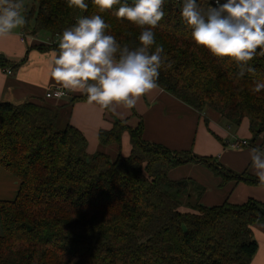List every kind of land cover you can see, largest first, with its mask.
<instances>
[{
	"label": "trees",
	"instance_id": "16d2710c",
	"mask_svg": "<svg viewBox=\"0 0 264 264\" xmlns=\"http://www.w3.org/2000/svg\"><path fill=\"white\" fill-rule=\"evenodd\" d=\"M24 2V35L56 41L38 46L40 51H58L59 35L78 18L95 14L110 25L108 34L118 43L139 46L141 29L114 15L120 5L100 13L93 0H85L86 11L69 8L66 0ZM182 4L165 0V16L153 29L164 49L160 88L199 113L221 115L229 125L247 120L249 147H257L259 138L262 147L264 90L252 89L264 82V56L258 50L250 62L254 72L241 77L235 62L194 44L192 30L181 19ZM197 4L207 9L204 0ZM10 66L21 64L13 66L0 56V68ZM85 101L80 94L62 106L0 102V169L19 183L14 200L0 201V264H251L258 251L253 228L264 227V203L250 199L243 205L225 201L206 207L199 203L204 189L189 179L172 180L170 173L197 164L210 169L222 186L264 187L256 176L235 174L192 151L149 143L142 124L131 128L121 120L98 135L102 147L115 146L118 154H90L86 137L70 123L71 107ZM125 133L128 156L120 152Z\"/></svg>",
	"mask_w": 264,
	"mask_h": 264
},
{
	"label": "clouds",
	"instance_id": "9594fccd",
	"mask_svg": "<svg viewBox=\"0 0 264 264\" xmlns=\"http://www.w3.org/2000/svg\"><path fill=\"white\" fill-rule=\"evenodd\" d=\"M99 12L112 10L118 20L126 19L141 29L139 46L121 45L108 34L110 25L101 15L80 17L58 39V51L50 64V77L59 86L57 99L67 93H80L90 104L116 113L131 110L145 97L160 89L158 78L164 64L163 46L156 44L153 29L164 18L165 0H93ZM69 8L86 11L85 0H66ZM204 10L197 0H183L181 19L192 30L197 47L217 58H229L238 66L239 75L254 72L250 66L258 54L264 56V0H215ZM24 0H0V38L14 34L27 24ZM155 45V50L150 51ZM171 66L170 64L168 65ZM264 90L257 82L254 93ZM53 93L49 92V98ZM254 174L264 185V149L251 148Z\"/></svg>",
	"mask_w": 264,
	"mask_h": 264
},
{
	"label": "crops",
	"instance_id": "0c3cea01",
	"mask_svg": "<svg viewBox=\"0 0 264 264\" xmlns=\"http://www.w3.org/2000/svg\"><path fill=\"white\" fill-rule=\"evenodd\" d=\"M22 31L23 29H17L13 35L0 38V56L13 66L21 64L18 69L12 66L0 68V102L13 105L27 101L46 102V93L50 89L59 88L50 77L49 67L57 51L54 48H47L44 51L36 48L40 45L47 47V42L54 40V37L42 35L25 38ZM71 95L78 96L80 93H68V97L63 98L64 100H53L50 103L62 106L68 103ZM116 120L126 121L131 128H137L142 124L143 138L149 143L161 145L174 152L189 150L197 157L217 159V163L235 173L248 172L256 176L250 159L251 147L248 145L239 150L231 146L236 139L248 143L252 139L247 120L233 132V127H230L231 125L221 115L213 111L199 113L161 88L152 93L150 98L142 99L131 110L120 108L116 113H112L101 110L99 106L88 101L76 103L71 107L70 123L86 137L90 154L104 152L112 157L118 154V148L115 146L102 147L98 137L100 130H110ZM130 151V137L125 133L122 136L120 152L123 156H128ZM190 165L200 168L195 164ZM176 172L172 175L171 171L172 180H180L178 178L182 173ZM189 177L197 178L193 174ZM211 181V187L208 189L216 196V202H212L210 197L206 199L205 194L202 202L207 207H212L217 202L221 205L230 191V188L219 189V180L211 179ZM18 184L13 175L0 169V201L14 200ZM253 192L258 194L257 197L264 203V187H254L244 183L233 185L228 197L232 198L240 193L241 196L238 199L236 197L235 202L241 203L254 197ZM253 236L258 244V251L251 264H264V227L255 226Z\"/></svg>",
	"mask_w": 264,
	"mask_h": 264
},
{
	"label": "rangeland",
	"instance_id": "374dc122",
	"mask_svg": "<svg viewBox=\"0 0 264 264\" xmlns=\"http://www.w3.org/2000/svg\"><path fill=\"white\" fill-rule=\"evenodd\" d=\"M129 1H131V2H133V0H129ZM16 31V30H15ZM64 100V99H63ZM46 102H53V100L52 99H47L46 100ZM65 112H66V110H65ZM230 127H233V129H232V131L233 132H235L236 131V129H237V127H235V126H233V125H231ZM228 131H230V129H227ZM232 132V133H233ZM260 141H261V139L259 138L258 140H257V143H256V145H258L257 147H260V148H262L261 146H259L260 145ZM242 148H245V147H242ZM242 148H240V149H242ZM239 149V150H240ZM189 151V150H188ZM176 152H187L186 150H182V151H176ZM114 158V157H113ZM216 161H217V159H216ZM195 165H197V164H195ZM202 170H199L200 168H198V167H196V166H193V165H184V166H181V167H179V168H177V169H175V170H173L172 171V175H175L177 172L176 171H181V173H182V176H180L178 179H180V180H182V179H189V180H192V181H194V182H196V184H197V186L199 187V188H202V189H204V194H203V196L206 194V199H208L209 197H210V199H212V202H216V196L212 193V191L211 190H209L208 188L209 187H211L210 185L212 184V181H211V179L212 180H219V189H224V188H230V191L227 193L228 195H227V198L225 199V201H227L229 204H233V205H243L244 203H246L248 200H250L249 198L246 200V201H244V202H241V203H236L235 201L241 196V194L240 193H237L234 197H228L229 196V194L232 192V190H233V185L235 186L236 184H233V185H231V183H229V184H227V185H225V186H222L221 185V179L220 178H218V177H216V175L210 170V169H208V168H206V167H204V166H202V165H198ZM226 170H228V171H231L230 169H228V168H226V167H224ZM179 169V170H178ZM231 172H233V173H235L234 171H231ZM179 173V172H178ZM190 174H193V175H195L197 178H191V177H189V175ZM235 174H238V173H235ZM211 176V177H210ZM195 191V188H194V190H193V192ZM253 196L254 197H250L252 200H256V201H260L259 200V198L257 197L258 196V194H256V193H254L253 192ZM203 196L200 198V200H199V203L201 204V205H203V206H205L204 205V203L202 202V199H203ZM193 197V198H192ZM192 201H193V203H196V202H198V196L197 195H195V194H193L192 195ZM236 197H237V199H236ZM224 201V202H225ZM223 202V203H224ZM261 202V201H260ZM222 203V204H223ZM263 203V202H262ZM220 204H218V202L217 203H214V205H212V207H214V206H219ZM207 207V206H206Z\"/></svg>",
	"mask_w": 264,
	"mask_h": 264
},
{
	"label": "built area",
	"instance_id": "2783aa9c",
	"mask_svg": "<svg viewBox=\"0 0 264 264\" xmlns=\"http://www.w3.org/2000/svg\"><path fill=\"white\" fill-rule=\"evenodd\" d=\"M204 2L206 3L207 8L210 6V4H211L213 7L216 6V5H215V0H204ZM221 2H224V0H221ZM24 37L26 38V37H28V36H25V35H24ZM46 45H49V46H55V45H56V41H54V40L48 41ZM8 74L11 75V72L8 71ZM57 90H62V89H59V88H53V89H50V90L46 93V95H45L46 99L60 100V99H63V98L68 97V93H67L63 98H59V99H57V98L55 97V95H54V93H55ZM49 92L53 93V95H52L51 98H49ZM248 145H249V143H248L247 141H243V140H238V139H236V140L233 142V144H232L231 146H232L233 149H240V148H242V147H246V146H248ZM262 149H264V145L262 146Z\"/></svg>",
	"mask_w": 264,
	"mask_h": 264
}]
</instances>
